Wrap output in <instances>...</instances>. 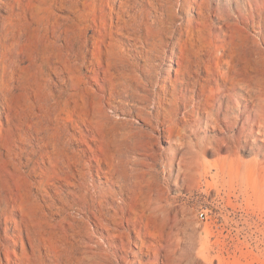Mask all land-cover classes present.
I'll return each mask as SVG.
<instances>
[{"label":"bare ground","instance_id":"bare-ground-1","mask_svg":"<svg viewBox=\"0 0 264 264\" xmlns=\"http://www.w3.org/2000/svg\"><path fill=\"white\" fill-rule=\"evenodd\" d=\"M174 1L189 2L146 0L156 13L148 14L142 0H17L23 25L51 49L39 58L38 75L51 71L57 83L43 79L15 104L25 80L20 57L2 77L7 122L0 130L17 134L19 150L31 156V186L45 195L32 204L10 183L24 173L18 154L3 170L6 186L0 182V225L6 236L13 231L0 264H225L229 236L206 229L202 238L215 237L220 249L197 250L184 210L154 193L160 158L142 133L184 148L162 158L166 176L176 165L179 175L199 173L212 154L216 195L252 201L257 192L242 187L264 186V0H192L198 19L186 26L191 47H173L168 81L160 84L134 52L153 53L173 37L164 15ZM233 28L253 31L248 63L233 55ZM139 194L145 200L134 208ZM253 215L264 219V205Z\"/></svg>","mask_w":264,"mask_h":264},{"label":"rangeland","instance_id":"rangeland-1","mask_svg":"<svg viewBox=\"0 0 264 264\" xmlns=\"http://www.w3.org/2000/svg\"><path fill=\"white\" fill-rule=\"evenodd\" d=\"M142 1L146 4L144 8L148 14H156L153 12L152 7L147 4L146 0ZM191 1L189 0L186 6H179L177 1H174L173 8L165 13L164 17L169 19V23L166 24L165 29L169 34H173V37L166 38L162 47L157 48L153 53L144 55L134 52L137 60L140 61L146 71L157 74L160 84L168 81L169 74L167 72V65L173 47L178 46L179 52L182 53L189 52L191 47L187 43L186 26L189 22H194L198 19L197 12L190 4ZM16 13H20L17 0H0V84L5 73L10 72L9 68L10 70L11 67L12 69H16L17 65H14V62L18 61L20 57L22 63H20L18 72L24 76L25 80L17 83L18 89L13 95V101L15 104H22L26 101V92L37 89L39 83L43 82V79H51L57 83V78L51 71H48L43 76L38 75L39 58H44V54L51 49L34 27L27 25L26 28L24 26L25 22ZM158 16L162 17L161 12ZM252 35L253 31L251 28L249 30L233 28L232 30L230 42L233 55L239 64L248 63L250 58L248 48L252 45ZM123 48L124 50L131 49L129 44H125ZM6 59L7 63L5 61ZM10 62L13 63L11 64ZM174 68H178L177 64H174ZM171 75L172 79L175 80V72L171 73ZM93 88L96 89L95 86ZM2 111L4 110L2 109ZM108 112L110 114L113 113L110 109H108ZM3 116L4 114L0 115V127L7 122ZM180 117H182V113ZM133 121L136 126L144 127L143 122L137 117H134ZM142 134L145 135L146 141L154 147V151L160 158L158 166L160 174L156 181H152L151 187L154 189V193L159 194L163 199L169 200L170 202L176 201V205L184 210L185 214L183 219L185 224H189L190 229H195L197 232L196 242L194 244L197 250L202 246H206L218 251L220 249V242L213 236L222 233L225 236H229L226 242L228 248L231 250V254L226 255L224 258L225 264H264V219L253 215L254 212H257L264 205V200L259 196L264 194V186L250 184L248 186L244 185V188L242 187L243 190L248 188L250 192H257V195L251 202H248L244 197H238V195L235 196L234 194H231L230 197L229 191L223 192L221 195H216L214 186L216 156L212 154H208L206 159L202 161L203 165L199 173L195 171L189 173L187 176L179 175L176 165L173 172L166 176L162 172V158L166 154L174 152L181 155L184 148H179L174 139L171 140L162 136V138L154 140L151 136L146 135V132ZM187 140L193 144L195 143L191 138L189 139L187 137ZM16 143V133L1 132L0 130V182L6 186L3 170L4 168H11L16 163L19 157L18 154H20L19 159L23 164L24 173L20 178L16 177L14 181L10 180V183L18 191L20 196H24V200H31L30 203L34 204V200L43 199L45 189L35 191L31 186L30 181L35 180L33 178L32 180L28 175L32 167L29 161V157L31 158V156L24 148L19 150V145ZM253 158L254 156L247 154L245 161L249 162ZM61 190L62 193H65V188L62 187ZM143 197L140 194L134 197V208H139L141 200H145ZM54 200L61 199L55 197ZM71 212L73 211H69V213L64 215H69ZM54 219L59 221L61 217L54 216ZM1 221L5 225L6 220L4 217H1ZM2 229L0 225V262L2 257H4L2 245L7 243V239L11 240L9 237L13 234V231L9 230L10 236H6ZM206 229L209 235H213L212 237L202 238ZM182 237L184 239V247H190L193 242L186 235H182ZM16 249L20 251L21 247L18 245ZM27 249H30L29 245ZM132 249L137 251L134 245H132ZM215 255L213 253L212 256Z\"/></svg>","mask_w":264,"mask_h":264}]
</instances>
